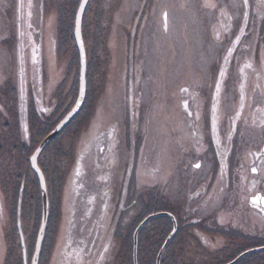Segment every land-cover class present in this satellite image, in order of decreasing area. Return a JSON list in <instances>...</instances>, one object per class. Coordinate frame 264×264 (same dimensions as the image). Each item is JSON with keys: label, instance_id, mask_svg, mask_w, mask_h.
Masks as SVG:
<instances>
[{"label": "flooded vegetation", "instance_id": "af4514ba", "mask_svg": "<svg viewBox=\"0 0 264 264\" xmlns=\"http://www.w3.org/2000/svg\"><path fill=\"white\" fill-rule=\"evenodd\" d=\"M48 2L0 0V16L4 22L6 20V27H3L4 23L0 24V50L9 48L6 51L11 52V62L17 66L18 84L12 87L11 75H6L0 87L16 90L17 113L26 136L29 135V119L34 109L38 116L46 117L53 108L43 101L46 60L48 62L66 50L69 42L72 47L76 42L77 47L74 30L81 0H64L65 3L59 0L62 5L55 15L50 14L52 6L49 7ZM93 4L94 0H89L83 19L85 44L90 51L98 49L97 35H104L102 44L105 46H109L110 36L108 29L105 31L103 27L95 26L103 13L93 10ZM244 14L246 16L238 28V14L231 13L226 20L221 18L218 34L220 36L223 31L221 41L225 39L229 44L225 49L227 56H223L222 51L220 58L213 63V73L208 80L199 85L188 82L180 86L181 108L177 109L183 117L180 120L178 117L172 120L175 88L169 92L173 98L166 97L168 107H163L162 113L154 111L165 84V81L160 84L155 80L156 69L153 73L138 68L137 82L127 75L124 66L121 101H112V112L102 118L103 124L100 125L95 124L100 98L95 87L88 86L90 109L86 128L90 135L86 140L80 134L75 136L77 149L73 146L70 149L73 155L69 157L70 160L73 157L72 162L69 161L71 173H62L69 179L74 177V204L65 233L68 239L65 242L66 264H107L113 258L125 264L126 213L130 204L143 207L144 191L155 196L153 201L163 206L158 212H169L175 217L174 220L167 215L171 222L157 221L152 229L153 236L159 237L164 233V225L170 228L163 247L176 227L163 255L167 252L178 264H191L192 255H197L195 260L206 264H228L252 250L234 264H264V256L256 258L253 254L264 250V205L252 203L253 197L264 198V111H260L264 109V70H256L259 65L264 68V63L255 59L254 43H251V50L247 46L241 47L246 37L253 39L252 42L255 40L252 24H249L250 15L251 22L253 17L250 6ZM137 16L139 21L142 20L140 15ZM124 31L127 52L129 33ZM150 31H154V27ZM139 32L140 29L135 27L130 33L138 43ZM236 36L240 37L239 44L235 43ZM245 47L251 51L246 52L247 58L242 57ZM229 49H233L231 54ZM250 53L254 55L253 59L249 58ZM27 59L30 70L27 69ZM249 63L252 66L246 67ZM167 68L170 69V64ZM221 70L225 73L223 77H220ZM143 77L147 78L145 84L141 83ZM219 80L221 89L216 94ZM230 82L234 87L232 94H229ZM119 104L122 117L112 118ZM68 105L60 108L57 114L64 116L70 110ZM160 123L168 128L165 140L169 139L173 156L180 166L164 182L159 178L163 171L146 172L155 181L145 187L146 183L142 182L147 158L145 151L150 143L152 148H160L161 140H164ZM230 132L231 140L228 139ZM196 164L200 167H195ZM253 167L257 171L253 172ZM245 213H251V226L246 218L247 225L240 223L239 217H244ZM113 240L119 243V247L112 256Z\"/></svg>", "mask_w": 264, "mask_h": 264}, {"label": "rangeland", "instance_id": "374dc122", "mask_svg": "<svg viewBox=\"0 0 264 264\" xmlns=\"http://www.w3.org/2000/svg\"><path fill=\"white\" fill-rule=\"evenodd\" d=\"M62 1L64 2V0ZM48 3L49 7L52 6L49 11L51 15H55L62 5L59 0H49ZM206 3L208 6H205ZM234 3L242 5L243 0H158L157 3L156 0H94L93 10L97 9L103 13L100 20L96 21L95 26L110 31L109 46L102 44L104 43V35L101 34L96 36L97 44H99L98 49L91 51L87 49L88 86H94L97 96L99 95L100 98L95 124H103L102 118L107 117L112 112L111 103L114 99L121 101L124 66L127 68V75L133 77L137 82L139 81L138 68L140 71L149 70L153 73L156 69L155 80H158L160 84L165 81V84L163 91L158 95L159 101L156 102L154 111L159 113L165 110L163 107H168L166 97L167 95L172 97L169 92L175 88L176 94L173 96V109L171 110L172 120H175V117L180 120L182 115L180 109L177 110L179 107L181 108L180 86L188 82H196L199 85L208 80L213 73V63L218 60L222 51L223 56H227L225 49L229 44L225 39L221 41V38H224L223 31H220V36L218 34L221 18L226 20L227 15L233 12L238 14L239 24L236 27L238 28L242 25L244 12L249 9V6L253 16L251 22L250 15L249 24L250 26L252 24L255 40L252 42L253 39L246 37L241 47L247 46L251 50V43H254L256 46L254 50L255 59L264 63V1L249 0V4L243 7L234 6ZM164 12H167L169 17L167 30L162 29V13ZM137 15H140L142 20L139 21ZM2 16L5 20L4 14ZM151 18L152 20H150ZM151 21L159 29L153 26ZM3 23V27H6V20L4 22L0 16V24ZM135 27L137 30L140 29L138 33L139 43L138 41L135 42L130 34ZM153 27L154 31H150V28ZM146 28L149 31H146ZM123 29L128 30L129 33L127 52H125V31ZM85 31L87 36L88 23L85 25ZM105 39L108 41V36ZM71 44L69 42L66 50L57 53L58 56L54 53L56 59L54 57V59L45 62L43 68L45 78L42 87L44 90L43 101H45L46 106L53 108L48 111L50 114L46 117L38 116L34 109V114H31L29 119V135L26 136L24 125L22 127L20 116L17 113L18 97L15 93L16 90H6V87H0V106L3 107L0 109V264H25L19 229L20 222L27 243L29 261H32L34 255L42 222L43 203L40 198L38 200V188L41 198L42 192L39 181L36 182L35 172L30 169V157L44 139V137H38L37 133L48 122L54 120L60 108L69 104V110L78 97L80 53L75 46L76 42H73V47ZM247 47H245L242 57H246L247 51L251 52ZM7 49L9 48L0 50V84L4 82L6 75H11L10 85L12 87L18 86L16 80L17 66L15 62L14 64L11 62V52L6 51ZM249 56L250 59H253L254 55L250 53ZM126 59L128 61L125 65ZM27 62V69L30 70L28 59ZM169 64L170 69L167 68ZM132 70L134 73L131 72ZM256 70L258 72L263 71V65L257 66ZM146 81L147 78L143 77L141 83L145 84ZM168 81L172 83L170 84L171 87H169ZM229 86V94H232L233 83L230 82ZM159 90H161L160 87ZM86 99H88L86 111V113L88 112V120L89 88ZM54 111L55 114L53 115ZM86 113L83 112L82 118L77 119L70 128L66 131L63 130L62 134L46 146L39 158V163L43 166L47 177L50 199L47 224L49 230H46L39 264H66L67 245L65 242L68 239L65 233L69 226V217L74 204L72 196L74 177L72 179L70 176L69 179L68 176L64 177L62 173L63 171L64 173L66 171L71 173L70 162H72L73 157L71 160L69 157L73 155L70 153V149L77 145L75 136L80 134L86 140L90 135L87 131L88 127L86 128L88 121L85 124ZM121 113L119 104L118 109L115 108V114L112 113V118L120 119ZM159 125L164 140H161L159 149L152 148L151 143L146 148L145 155L147 158L144 161L145 170L142 175V182L146 183L145 187H149L155 181L153 177H148L146 172L151 170L163 171L162 177L159 178L164 182L180 166L177 163L178 159L173 156L174 150L169 144V139L165 140L167 139L168 128L164 123ZM35 144L37 145L36 148L27 157L23 149ZM47 148L48 150H46ZM182 161L184 162L183 158ZM25 173L28 178V186L26 185L19 192L17 186L20 183L18 185L17 181L22 182L23 180L24 182ZM58 187L61 188L57 200L56 191ZM152 197L150 193L144 191L141 198L143 207L136 208L134 204L129 205V210L126 213V226H128L126 233L129 231L128 228L136 222L138 216L152 208L150 204ZM135 198L138 200V197ZM138 203L140 204L141 201ZM159 208L163 209V206L159 205ZM245 218L249 220L251 226V213H245L244 217H239L240 223L243 224L244 222L247 225L248 222H245ZM102 232L104 233V229ZM103 233H101L102 239H104ZM104 241L99 246L100 248ZM118 247L119 243L114 241L112 256L118 251ZM30 250H32L31 253ZM253 254H255L254 257L259 258L264 256V250ZM196 257L197 255L191 256V264H206L195 260ZM107 264H120V261L113 258Z\"/></svg>", "mask_w": 264, "mask_h": 264}, {"label": "water", "instance_id": "95a60500", "mask_svg": "<svg viewBox=\"0 0 264 264\" xmlns=\"http://www.w3.org/2000/svg\"><path fill=\"white\" fill-rule=\"evenodd\" d=\"M88 2H89V0H81L80 5L78 7L76 22H75V37L77 40L79 53H80V87H79V94H78L77 101H76L75 105L72 107V109L60 120V122L50 131V133L48 135H46V137L42 140V142L36 148V150L34 151L33 155L30 158L32 168H33L34 172L38 175V178L40 181V187H41V192H42V201H43L42 222H41L40 230L38 233L36 248L34 251V255H33L31 264H39L40 253H41L42 245H43L44 238L46 235L47 224H48L49 213H50V199H49L47 180H46V177H45L43 170L39 166V156L42 153V151L45 149V147L50 143V141H52L54 138H56L65 129V127L79 114V112L81 111V109L85 103L86 96H87V90H88V77H87V74H88V57H87V50L85 47V42H84V37H83L82 24H83V17H84V13H85L86 7L88 5ZM218 83L220 85V81ZM219 91H220V87H219V90H216V94H218ZM38 149H39V151H37ZM33 156L36 157L35 161L32 160ZM162 215H169L175 220L174 215L169 213V212H157V213H152V214L146 216L137 226V228L134 232V264H139V262H138V243H139V233H140L141 229L152 218L162 216ZM19 225H20V223H19ZM175 230H176V227H175L174 231L169 235V237L165 241L162 249L160 250L158 257H157V264H161V258H162L163 252H164L168 242L170 241V239L174 235ZM20 233H21V237H22L24 261H25V264H29L28 263V257H27V247H26V242H25V238L23 235V231L20 230ZM258 249H261V248H258ZM251 251L252 250H249V251L243 253L241 256H239L234 261H232L228 264H234L235 262L240 260L243 256L250 253Z\"/></svg>", "mask_w": 264, "mask_h": 264}, {"label": "trees", "instance_id": "16d2710c", "mask_svg": "<svg viewBox=\"0 0 264 264\" xmlns=\"http://www.w3.org/2000/svg\"><path fill=\"white\" fill-rule=\"evenodd\" d=\"M87 100L88 99H86L85 105L82 108L81 112L64 129V131H66L68 128H70V126L73 125V123L77 119L82 118V116L84 115L83 112L86 113V111H87ZM87 113H86V116L84 117L85 118V124L87 123ZM62 117H63V114L62 115L57 114L54 117V120L52 122H48L47 125L40 132L37 133V136L38 137L39 136L45 137L54 128L55 124L59 120H61ZM36 146L37 145L35 144V145H31L30 147H27V149L26 148L23 149L24 152H26L27 157L33 152V150L36 148ZM46 150H48V148ZM30 169H32V168H30ZM35 178H36V182L38 183L39 179H38L36 174H35ZM24 179H25L24 182H23V180H22V182L17 181L18 185L20 183V185L17 186V189L19 192L22 191V188L26 187V185L28 186V178L26 177V173H25ZM37 188H38V186H37ZM60 188L61 187H58V189L56 191L57 200H58L59 195H60V193H59ZM37 193H38V200L40 198V200L42 201L41 196H39L40 195L39 194L40 193L39 188L37 190ZM153 198H155V196H153L151 201H150L152 208L149 209L147 212L142 213L140 216H138V218L136 219V222L130 228H128L129 231L126 235V241H125V254H126L125 264H134V231H135L136 227L138 226V224L142 221V219L145 216H147L150 213L158 212L161 210L159 208V205L157 204V202L153 201ZM39 213L41 214V211H39ZM39 217H40V215H39ZM157 221H162V222L170 221L171 222V219L169 216H166V215L153 218L140 231V233H139V244H138V261H139V264H156L158 252H159L160 248L162 247V244H163V242L167 236L168 231H170V228H168L166 225H164V231H163L164 233H162L159 237H154L152 234V229L154 228V225L157 223ZM48 230H49V228H47V231ZM32 244H34V243H32ZM32 250H33V248H32ZM32 250H30V253ZM30 253H29V255H30ZM143 253H145V254L142 255ZM162 264H178V263H177V260L172 259L171 256L168 255V253L166 252L162 258Z\"/></svg>", "mask_w": 264, "mask_h": 264}, {"label": "snow or ice", "instance_id": "6c2138e0", "mask_svg": "<svg viewBox=\"0 0 264 264\" xmlns=\"http://www.w3.org/2000/svg\"><path fill=\"white\" fill-rule=\"evenodd\" d=\"M247 3H248V0H243L242 5H236L234 3V6L243 7V6H246ZM205 6H208L207 3L205 4ZM28 15L31 16V12H29ZM244 15L246 16V14H244ZM167 16H168V14L165 12L163 14V17H164V19H163V28L165 30H167V27H168ZM29 27H31V24H29ZM240 31L243 32V28H241ZM235 43L236 44H239L240 43V37L239 36H236ZM232 51H233V49H229V54H231ZM225 59H227V58H225ZM34 60H35V57H34ZM251 66H252L251 63H249V64L246 65V67H251ZM220 75H221V77H223L225 75V73H224L223 70H221ZM219 87H220V85H219V83H217V85H216L217 90H219ZM185 91H187V89H185ZM185 107H186V105H185ZM260 111H264V109H260ZM189 115H191V113H189ZM237 115H239V113H237ZM262 126H264V125H262ZM228 139L231 140V132L228 135ZM37 151H39V149ZM32 160L35 161L36 160V157L33 156L32 157ZM195 167L199 168L200 165L199 164H196ZM251 170L253 172H255V171H257V168L256 167H253ZM221 174L223 175V173H221ZM252 203L254 205H264V198H261V197H253Z\"/></svg>", "mask_w": 264, "mask_h": 264}]
</instances>
